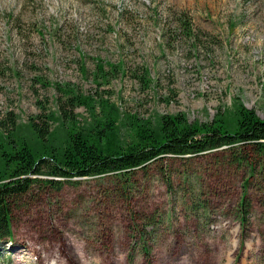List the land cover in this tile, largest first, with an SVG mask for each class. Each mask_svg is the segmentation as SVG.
Masks as SVG:
<instances>
[{
    "label": "rangeland",
    "instance_id": "rangeland-1",
    "mask_svg": "<svg viewBox=\"0 0 264 264\" xmlns=\"http://www.w3.org/2000/svg\"><path fill=\"white\" fill-rule=\"evenodd\" d=\"M183 10L193 35L178 26ZM236 96L264 117V0H0V119L55 110L56 128L71 110L82 124L108 100L129 134L127 113L209 121ZM222 158L171 156L127 179L34 184L14 202L0 264H60L31 244L78 264L70 241L85 264H264V169Z\"/></svg>",
    "mask_w": 264,
    "mask_h": 264
},
{
    "label": "trees",
    "instance_id": "trees-1",
    "mask_svg": "<svg viewBox=\"0 0 264 264\" xmlns=\"http://www.w3.org/2000/svg\"><path fill=\"white\" fill-rule=\"evenodd\" d=\"M177 18L178 26L193 35L187 12L180 11ZM67 98L73 100L74 105L75 98L77 103L87 104L78 94ZM62 113L67 114L66 120L57 115L56 128H51L55 110L45 113L40 121L38 115L31 116L23 124L10 110L0 119V243L13 241L14 202L34 184L58 188L64 180L107 173L127 179L135 169L147 168L171 156L208 152H216L222 155L223 162L228 158L230 163L244 165L252 172L256 167L264 169V117L247 107L238 96L232 107L217 111L209 121H188L186 114L180 111L160 114L152 123L151 119L140 120L127 113L129 134L121 132L120 110L108 100L103 102L100 113L90 108L91 118L82 124L71 110ZM247 183L245 179L244 185ZM239 209L244 224L248 212L245 196L241 198ZM141 238L144 242L143 235ZM66 247L70 256L75 253L78 264L86 263L85 254L77 248V243L70 241ZM28 249L38 253L42 262L55 257L60 264H67L53 250L42 251L33 244ZM142 250L146 255L149 252L145 243ZM129 255L131 259L132 253Z\"/></svg>",
    "mask_w": 264,
    "mask_h": 264
}]
</instances>
